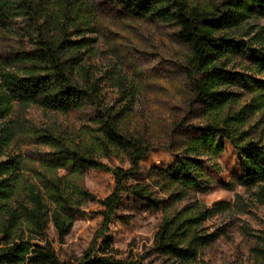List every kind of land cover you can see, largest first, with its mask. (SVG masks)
I'll return each instance as SVG.
<instances>
[{
    "label": "trees",
    "instance_id": "1",
    "mask_svg": "<svg viewBox=\"0 0 264 264\" xmlns=\"http://www.w3.org/2000/svg\"><path fill=\"white\" fill-rule=\"evenodd\" d=\"M119 3L130 16L158 19L178 27V36L190 51L186 74L191 90L207 110L218 113L244 92L260 96L264 104V26L253 23L256 18H264V0H220L211 8L199 7L190 0ZM74 12L71 0H0V30L14 31L32 44L30 50L18 55L15 68L9 67L0 54V121L9 115L12 102L18 101L61 113L89 106L94 111L91 122L96 125L90 141L82 139L77 145L52 131L41 135L54 148L60 166L68 169L67 175L45 178L41 183L21 181V162L8 152L15 129L0 127V228L5 237L0 264H73L58 257L45 232L52 220L63 239L89 201L102 206L105 227L114 218L123 222L131 219L118 213L126 195L145 202L146 209L170 210L147 185L130 183L148 152L143 138L122 128L133 110L134 94L121 80L122 100L116 104L106 101L103 85L108 75L101 76L84 65L97 39L88 34L93 32L91 24L77 19ZM238 57L247 63L244 70L229 68ZM249 106L253 104L245 108ZM236 119L228 115L207 122L198 128L173 165L155 166L151 175L182 193L204 191L213 183L205 165L219 168L215 161L228 140L241 163V175L235 181L246 187L261 185L263 192L264 138L247 136L235 124ZM111 150L124 153L131 165L128 169H112L114 189L99 198L81 183V178L88 169L107 168L97 157ZM182 210L165 215L154 248L171 258V264H195L200 250L213 243L223 228L211 233L203 230L209 208ZM23 224H27L30 237H24ZM254 239L253 264H264V231ZM105 241V246L90 247L76 264H146L140 259L116 258L110 254L111 241Z\"/></svg>",
    "mask_w": 264,
    "mask_h": 264
},
{
    "label": "rangeland",
    "instance_id": "2",
    "mask_svg": "<svg viewBox=\"0 0 264 264\" xmlns=\"http://www.w3.org/2000/svg\"><path fill=\"white\" fill-rule=\"evenodd\" d=\"M71 1L75 17L85 24L90 23L93 32L88 34L97 39L84 65L101 76L108 75L103 85L106 101L116 104L122 100L118 84L121 80L124 88L134 94L133 110L123 121L122 128L143 138L148 152L130 183L147 185L170 210L146 209L145 202L126 195L118 213L131 219L123 222L114 218L105 227L100 214L102 206L89 201L83 206V213L76 215L70 232L63 239L53 221H49L45 237L58 257L76 264L90 247L105 246V239H109L110 254L116 258L140 259L146 264H171V258L154 248L156 233L166 214L173 215L185 211L182 210L185 207H193L210 209V216L202 222L205 232L223 228L213 243L200 250L195 264H253L254 236L264 231V191L261 185L246 187L235 181V177L241 175V163L230 141H225V150L215 161L218 169L205 165L213 183L204 191L182 193L177 187L163 185L151 175V170L158 165H173L177 155L198 133V128L228 115L237 117L235 124L250 138H264L261 97L244 92L236 102L218 113L207 110L191 90L186 74L190 51L179 38L175 24L130 16L123 11L119 0ZM190 1L199 7L211 8L220 0ZM253 23L261 28L264 18H256ZM31 48L26 37L0 30V54L10 63L9 67H17L18 55ZM245 64V59L238 57L229 68L244 70ZM249 104L253 106L245 108ZM10 110L0 121V127L8 125L15 129L8 152L18 156L21 162L19 176L23 183H41L45 178L68 174V169L61 167L56 159L54 148L41 135L52 131L58 138L64 137L77 145L82 139L90 141V134L95 133L96 125L91 122L94 111L89 106L61 113L13 101ZM103 152L98 153L97 158L110 169H88L81 178V183L99 198L106 197L114 189L112 169H128L131 165L124 153ZM23 225L24 237H30L27 224ZM4 238L0 228V246L4 245Z\"/></svg>",
    "mask_w": 264,
    "mask_h": 264
}]
</instances>
